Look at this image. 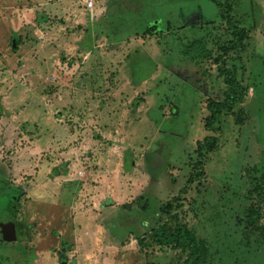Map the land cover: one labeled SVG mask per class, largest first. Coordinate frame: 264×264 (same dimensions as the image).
I'll return each mask as SVG.
<instances>
[{
    "label": "rangeland",
    "instance_id": "rangeland-1",
    "mask_svg": "<svg viewBox=\"0 0 264 264\" xmlns=\"http://www.w3.org/2000/svg\"><path fill=\"white\" fill-rule=\"evenodd\" d=\"M93 2L90 21L73 0H0V185L23 194L13 186L32 184V175H12V163L35 149L34 132L24 126L27 139L18 141L22 128L5 123L15 120L11 107L33 114L50 89L66 87L59 75L73 78L74 93L62 96L80 109L63 111L75 114L74 125L55 115L59 155L45 147L37 159L60 173L73 166L92 200L101 189L96 207L83 210L95 237L64 249L57 238L42 239L36 251L49 249L57 264H184L188 248L159 249L153 237L159 227L167 234L184 227L205 249L206 264H264V233L247 222L251 210L254 227L264 229V0H232L223 9L224 0ZM233 30L246 35L234 50ZM223 70L242 93L224 84ZM92 72L100 73L92 91H75L83 90L74 78ZM208 104L223 107L209 130ZM10 193L0 192L3 223L16 204ZM28 208L39 223L51 214L47 226L62 229L58 210ZM17 221L0 230V264L32 258Z\"/></svg>",
    "mask_w": 264,
    "mask_h": 264
},
{
    "label": "crops",
    "instance_id": "crops-1",
    "mask_svg": "<svg viewBox=\"0 0 264 264\" xmlns=\"http://www.w3.org/2000/svg\"><path fill=\"white\" fill-rule=\"evenodd\" d=\"M73 3H75L74 0H73ZM75 5L82 8L84 12L90 13L89 15L91 16L89 17L91 18L89 20L90 21L93 20L92 19L93 12L94 13L96 12L94 10V2H93V6L91 10H86L83 7L77 5L76 3ZM106 18L107 16L105 17V20ZM90 32L91 31H89V34ZM38 38L43 39V36L40 35L39 37L35 39H38ZM104 39L108 41L107 38L104 37ZM43 62L45 61L40 60L39 64H42ZM77 77L78 78H74V79H78V81L81 80L80 81L81 89L83 91H80V90H75V91H78L81 93L83 92L87 93L85 89H87L88 87L89 88L87 91L89 92L92 91V85L90 84V80L93 77L100 78V73L92 72L89 75L80 74ZM65 80H66V76L59 77V75H57V78H55L56 83L62 82L66 85V87H63L60 90V92L58 90L50 89L51 93L49 92L48 95L51 94L52 97L46 96L42 98V100H40V101H43L42 105L39 101L38 104L40 105H34L32 108L30 107L32 109L33 114H29L27 110L28 108H25L24 106L17 105V106L11 107V111H14V110L16 111V113H13L15 120L10 123L7 119L6 120L7 123H5L8 126V128L11 130H14L18 127H19L18 129L22 128L23 131L19 132V134L20 136L21 135L23 136L18 138V141H22V140L24 141L25 139H27L28 134L24 135L25 134L24 126H27V125L30 126L31 130L34 132V135L30 137L35 138L33 142V144H35V149L34 150L30 149L31 150L30 152L19 150V152L23 151L21 152L22 158L20 160L16 159L12 163V175L15 176L14 174H17L20 176V174H24L27 177L32 175L31 176L33 177L32 184H28L25 186H22V185L13 186L15 187L14 191L22 190V192L24 191L23 194H20L19 192H17L16 194V191L12 194L13 190H9L0 185V192L8 193V191H10L11 193L9 195L15 196V199H16L15 200L16 204L13 207H11L9 211L7 210V215H8L7 222L5 223L0 222V230L8 228L9 226L8 224L11 223V220H15V218L18 219L17 221L18 223H23L24 226H28L29 228L28 240H25L24 244L25 245L27 244L29 249H31L29 252V255H31L32 253L33 254L31 255L32 258L28 260L29 262L25 261L26 262L25 264H52L53 262H51L49 257L55 259V262L53 264H57L56 257H53L54 255L49 252V249L45 248L46 250L45 253H40L39 251H36L38 248H42L43 246L42 243H44L42 242V239H49L52 237L57 238L59 247L61 249H64L66 248V246L69 245L68 243L70 242H74L78 245V243H81L83 241H86V239H90L96 236L94 229L95 228L97 229V227L90 223V221L88 220V217L90 214L87 211H83V210L87 206L90 207V204L95 205L96 207V202L98 203V198H97L99 196L98 193H101V189L97 188V191H94L96 199L94 198V200H92V198L88 197V195L90 196V194L88 192L87 185H83L81 184V182H78V180L81 178L78 176L79 173L77 175L73 166H69L65 168L64 172L60 173V171L56 169L57 165L56 166L55 165L53 166L52 164L48 165L46 162H41V161H38L37 159L38 157L37 154L40 151H43L45 147L51 148L54 146L57 154L60 151L58 148L59 144L57 143L55 139L56 138V135H55L56 128L57 126L60 125L58 118H56L58 113H62L66 115L64 120L66 118L67 120L71 118V122H69L68 124L74 125L75 123L74 121L77 120V117H74L75 114L73 113L65 114L63 112L65 110L66 111L69 110L73 112L77 107L76 104L74 105V102L72 104H71V101L66 102L65 98H63L62 96V94L72 96V94L74 93L71 90L72 88L68 87V86H71V84H73L74 82L73 78H72V81L66 80L65 82ZM35 91L38 92L40 95L43 94L37 90ZM36 92L33 91L34 94H37ZM58 102L62 103V105H58L57 104ZM77 109H80L79 106L77 107ZM27 112L28 114H25ZM24 115H26V118H23ZM61 118L63 117L61 116ZM28 120H29V123L26 124V122L24 121H28ZM69 136H71L69 139L72 138V140L70 141H73V139L78 140L75 134H71ZM2 170L3 168L0 169V171ZM49 173L51 174V177L48 176ZM81 175L82 174H80V176ZM3 178L4 177L0 172V183H2ZM113 192H116V189L113 190ZM101 197H103V194ZM29 205L30 206L31 205H41V206H45L46 210H48V208L58 210L57 212H59L60 216L63 217L62 229L54 230L51 226H47V220L49 219L51 214H48L47 217L44 216L42 218L43 222L39 223L38 220H40V214L38 215L36 211L29 214V208L26 209L27 206ZM27 214H29V216H27ZM19 216L22 218H20ZM23 217H29V219L25 221V220H22L24 219ZM44 224L46 225L44 226ZM46 227L48 229H46ZM14 231H17V234H19V231L17 230L16 225L14 227ZM68 233L70 236H67ZM48 254H50V256Z\"/></svg>",
    "mask_w": 264,
    "mask_h": 264
},
{
    "label": "trees",
    "instance_id": "trees-1",
    "mask_svg": "<svg viewBox=\"0 0 264 264\" xmlns=\"http://www.w3.org/2000/svg\"><path fill=\"white\" fill-rule=\"evenodd\" d=\"M232 4V0H224V3L219 6V8H228ZM242 34V35H240ZM233 36L237 37V43L235 45L234 49H238L242 43L243 40L246 39L245 32H236L233 30L232 33ZM222 76H224L223 82L226 86L233 88L238 93L241 92V88L239 84L237 83L236 79L233 77L230 71L223 70L220 73ZM241 98H234L232 99V103L228 107V110L231 111L232 105L236 103L241 102ZM207 111H210L209 117L205 120V129L209 130L211 128V125L214 121L217 120L218 115H220L223 111V107L215 104H208L207 105ZM212 144H210L206 152L210 153L214 151V143L216 142L215 139L212 140ZM196 154L202 156V150L200 146L196 149ZM191 181V178L190 180ZM255 213L250 210L248 214V224L251 228V230L255 232H263L264 229L254 227L253 223L255 222ZM17 230L19 231V236L22 237L23 241L28 240V226H24L23 224L15 223ZM153 237L155 238V244L159 249L167 248L174 251L182 250L183 248H188L189 254L187 255V258L184 262V264H206V251L204 248H202L195 240L193 235L184 227L177 228L174 233H169L165 231L163 227H159L156 230H154ZM141 247H144L143 245Z\"/></svg>",
    "mask_w": 264,
    "mask_h": 264
},
{
    "label": "built area",
    "instance_id": "built-area-1",
    "mask_svg": "<svg viewBox=\"0 0 264 264\" xmlns=\"http://www.w3.org/2000/svg\"><path fill=\"white\" fill-rule=\"evenodd\" d=\"M74 2L86 10H91L93 6V0H74Z\"/></svg>",
    "mask_w": 264,
    "mask_h": 264
},
{
    "label": "water",
    "instance_id": "water-1",
    "mask_svg": "<svg viewBox=\"0 0 264 264\" xmlns=\"http://www.w3.org/2000/svg\"><path fill=\"white\" fill-rule=\"evenodd\" d=\"M12 43H13L12 47L14 48V47H15V41L13 40V42H12ZM14 240H15V239H14Z\"/></svg>",
    "mask_w": 264,
    "mask_h": 264
}]
</instances>
